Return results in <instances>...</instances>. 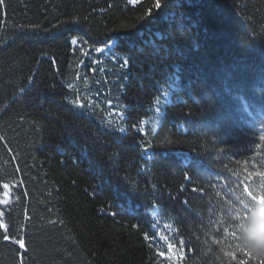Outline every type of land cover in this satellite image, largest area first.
<instances>
[{
	"label": "trees",
	"instance_id": "obj_1",
	"mask_svg": "<svg viewBox=\"0 0 264 264\" xmlns=\"http://www.w3.org/2000/svg\"><path fill=\"white\" fill-rule=\"evenodd\" d=\"M154 2L0 4V264H258L223 228L264 171V0Z\"/></svg>",
	"mask_w": 264,
	"mask_h": 264
},
{
	"label": "snow or ice",
	"instance_id": "obj_2",
	"mask_svg": "<svg viewBox=\"0 0 264 264\" xmlns=\"http://www.w3.org/2000/svg\"><path fill=\"white\" fill-rule=\"evenodd\" d=\"M127 2L130 4V5H133L135 6L136 4H138L140 2V0H127ZM3 3V0H0V4ZM164 7H167V0H164V2L162 3V0H155V2L149 7L147 8L144 13L139 17V19L142 21L144 20L145 18H147L148 16H151L152 15V12L153 10H160ZM78 41L75 37H73L71 39V44L72 45H77ZM116 47V42L115 41H108L105 43V47L104 48H95L94 51L97 52V53H103L105 51L111 53L112 50ZM116 59H119V57H115ZM95 63V62H93ZM128 64V58H125L123 60V66H127ZM93 71H95L93 69ZM179 78V75L177 74V79ZM77 79H80L79 77V74H77ZM86 79V77H85ZM31 84H32V81H31V78H29V83H28V86L31 87ZM68 89H70L72 92H76V89L74 87V85L72 83H69L67 85ZM21 91H24V89H21ZM215 91V90H213ZM173 92V95L176 94L177 92V89L176 88H173L172 90ZM165 99V102L167 103L168 102V97L165 96L164 97ZM69 103L73 104L75 107H78V108H86V107H90L92 106V100H88L86 103L81 99V96L77 93L76 96H75V99H72V100H69ZM159 99H157V109L156 111L157 112H160V107H159ZM109 105L111 106V101H109ZM98 107V105H97ZM109 115H111V113H109ZM166 118V116H165ZM124 129L121 128L120 129V132H123ZM4 137L0 136V140H3ZM260 140L264 141V135H261L259 137ZM170 142V141H169ZM147 147H150L147 146ZM257 147H259V144L257 145ZM145 150H147V148H145ZM253 167H255V164H253ZM248 176L249 177H259L261 179V183L259 184V186L255 189H251L249 188V186L247 184H245L244 186V192L247 194V197H249L251 199V201L253 202H256V201H259V202H262L264 203V171H254V172H249L248 173ZM10 187H14V186H10L8 183H3L2 184V189L3 191L0 192V205H5L7 206L10 202V199L12 197V192L10 191ZM259 193V194H257ZM239 204L241 205V208H233L231 210V214L229 215L228 217V226L227 227H224L223 228V233L225 235H231L233 237V239L235 241H237L235 247L238 248L240 250L241 253H243V255L245 257H252L251 253H249L246 249H242L239 245V242H238V237L236 235V231H235V223L236 221H238L241 216L243 215L242 214V210H247L248 209V206H249V203L243 199V198H240L238 197L237 198ZM111 215L115 216V215H118V213L116 212H113L111 213ZM166 215V214H165ZM5 216V212L4 211H0V229H3L4 230V235H3V239L5 241L9 240L10 239V236L8 235V231H9V227L8 225L4 222V220L2 219L3 217ZM221 223H223V221H221ZM134 227H141V226H138V225H134ZM149 228L151 229L150 231L148 230H145L143 232V235H144V239L146 241L150 240V239H155L157 237V232L155 230L156 226L154 224L152 225H149ZM230 228L233 229L232 231H230ZM14 243L16 244H19V247L20 248H25V242L23 239H14L13 240ZM181 243H183V241H181ZM168 251L169 252H172L173 249H174V244L173 243H169L168 244ZM161 255H163V252L160 253ZM226 256H231L233 259L236 258V253L235 252H226L225 253ZM182 259V257H181ZM239 264H248V261L245 260V259H241L239 261ZM258 264H264V258H261L258 260Z\"/></svg>",
	"mask_w": 264,
	"mask_h": 264
},
{
	"label": "clouds",
	"instance_id": "obj_3",
	"mask_svg": "<svg viewBox=\"0 0 264 264\" xmlns=\"http://www.w3.org/2000/svg\"><path fill=\"white\" fill-rule=\"evenodd\" d=\"M239 245L254 258H264V203L256 201L235 223Z\"/></svg>",
	"mask_w": 264,
	"mask_h": 264
}]
</instances>
